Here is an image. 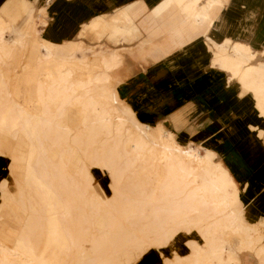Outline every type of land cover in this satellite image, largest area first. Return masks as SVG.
<instances>
[{"label":"bare ground","instance_id":"bare-ground-1","mask_svg":"<svg viewBox=\"0 0 264 264\" xmlns=\"http://www.w3.org/2000/svg\"><path fill=\"white\" fill-rule=\"evenodd\" d=\"M220 1L187 0L182 15L187 21L204 24ZM42 14L33 8L29 16L36 19ZM5 25L0 24V65H4L1 69L6 72L8 65L14 66L13 63L26 57L29 39L38 32L34 30L33 34L15 39L11 26ZM209 42L212 43V67L222 70L230 85L240 87L239 96L249 94L264 118V50L228 38L221 44ZM40 49L41 62L53 60V44L46 43ZM75 60L73 55L64 59L57 73L24 74V86H37V89L29 88L30 104L38 105L37 115L24 107L26 103L13 98L9 75L14 68L10 66L9 75L0 69V135L4 126L9 137L21 140L20 145L15 143L11 149L14 160L11 177L23 163L31 164L37 175V182L32 184L24 178L13 180L18 181V197L10 191L8 181L0 187L4 200L1 208L13 204V220L24 223L19 234L0 232V264H68L69 258L65 256L73 264H134L135 257L152 248H165L181 231L193 229L200 230L204 244L191 242L192 264H242L241 256L246 252L263 257L264 261L262 228L249 225L233 209V205L240 203L237 183L216 156L206 150L198 151V145L181 143L162 122L151 126L123 107L118 90L111 86L114 77L110 73L122 64L118 53L103 60L107 71L103 78L94 74L78 79L80 74L77 75L72 65ZM73 106L80 107L82 114L77 127L67 120L71 118L70 115L67 118L68 110ZM257 131L263 139V130ZM22 145L26 149L20 151L21 159L16 154ZM67 155L71 156L70 161ZM73 166L75 173L71 171ZM95 169L107 176V188L96 177ZM128 170L154 178L153 188L144 190L143 197L132 188L124 189L122 181ZM94 183L107 189L108 197L94 189ZM61 192L68 195L69 210L62 204L60 216L57 212H43L45 208L59 205L55 195ZM89 206L92 210H87ZM21 209L29 210L27 218ZM90 211L106 213L113 238L96 233L80 236L79 227L84 221L89 223L93 214ZM129 219L141 222L142 228L132 229L136 236L124 241L119 233L128 226ZM7 234L17 243L10 246ZM41 234L47 235L48 240L44 241ZM52 234L71 243L67 248L69 253L63 257L57 255L51 245ZM235 235H244L239 246L232 241ZM113 239L117 242L115 245L110 244ZM86 244L91 255L108 253L110 260L85 261L80 253L84 254Z\"/></svg>","mask_w":264,"mask_h":264},{"label":"crops","instance_id":"crops-1","mask_svg":"<svg viewBox=\"0 0 264 264\" xmlns=\"http://www.w3.org/2000/svg\"><path fill=\"white\" fill-rule=\"evenodd\" d=\"M38 1L0 0V23L17 33L12 19L22 13V36L30 31L31 9L43 13L34 21L38 34L30 32L29 45L33 41L37 51L33 72L57 73L71 55L76 58L74 62L86 63L93 49L88 42L97 40L93 33L103 27L102 36L111 39L114 22L126 19L139 34L126 40L119 37L115 41L120 47L110 49L117 51L122 61L112 72L121 101L132 106L141 121L152 125L162 122L180 142L215 152L239 185L248 219L264 225V138L257 134V129L264 132V118L249 94L239 96L240 87L230 85L224 72L212 67L209 42L221 44L228 38L264 50V0H221L208 20L198 25L185 20L182 7L175 1L168 7L160 6L165 0ZM99 40L96 44L102 46ZM46 43L54 45L53 60L47 63L41 62L40 49ZM18 86H13L15 99L20 101L26 95L22 102L29 104L30 89L37 86L27 85L23 90ZM13 161V153L2 143L0 187L9 182L11 171L13 175ZM3 209L0 206V216ZM190 239L179 240L176 248L187 251ZM149 256L141 264H159ZM255 259L245 256L243 263L257 264Z\"/></svg>","mask_w":264,"mask_h":264},{"label":"rangeland","instance_id":"rangeland-1","mask_svg":"<svg viewBox=\"0 0 264 264\" xmlns=\"http://www.w3.org/2000/svg\"><path fill=\"white\" fill-rule=\"evenodd\" d=\"M173 1H175L179 6H181L183 8V6H184V4H185V2L187 0H165L160 6H163V7L167 6L168 7V6H170L172 4ZM18 14H19L18 18L12 19L13 20V25H14V27L17 30V33H15L13 31L14 32L13 35L15 37H17V38L22 36V33L21 34H19V33H20V31L22 32L23 28H24L23 21H22V13H18ZM30 17H32V16H30ZM32 20L33 21L31 23V26H29V30L30 31H28L26 34H28L30 32H33L35 30V25H34L35 19H32ZM114 23L115 24H114L113 28H111V39H107V38L102 36V35H105L103 27L101 28L100 31L93 33V35L95 37V38L94 37L93 38L97 39V40H95L94 42H88L89 43V47H92L93 49L89 52L88 60H86V63L73 62L72 65H73V67L75 66L74 69H75L76 72H78L77 75H79V74L81 75V76L79 75L80 77L78 76V79H82V78L85 79L87 76H92L94 74L101 75V78H103L104 77L103 73L104 72L107 73V71H104L103 60L107 59L108 57H111L114 54H117L118 53L117 51H112L110 49H113L115 47H120V45H121V43H118V41H115V40H118L119 37L123 38L125 40H126V38H136L137 35L139 34V31H138L137 27L135 25H133V24H130L129 21H127L126 19H124V21L118 20V21H116ZM2 26L5 27L6 25L2 24ZM25 35H23V36H25ZM100 37H101V40H99ZM98 40L103 42V44H101L102 46H99V45L96 44V43H98ZM125 40L122 42L123 44L125 43ZM115 44L117 46H115ZM34 46H35L34 42L31 41V43H30V45L28 47V51H27L26 57L23 58V59L20 58V61H17L16 64L13 63L14 66L17 67V69L12 64H10L8 66L6 65L7 69H8V67L10 69V66H12L14 68V69L12 68L13 69L12 71L8 69V71H11L12 75H9L10 72L6 71V72H8L7 74L9 75V78L11 76V79L9 80V83L11 84L10 87H11L12 90H10V91L14 90V88H15V87H13L14 84L16 85V88L19 85L20 88H21L20 90H23L25 88L24 82H23L24 74H29L30 76H33V75L35 76L37 74V73L33 72V69H32V66H31V65H36L35 59H36V56H37V51L34 50ZM22 60H23V62H22ZM18 62H20L21 64L18 63ZM3 66L0 65V69ZM6 66L4 68H6ZM18 66H19L20 69L18 68ZM25 67H26V69L24 70ZM3 70H6V69H3ZM1 71H2V69H1ZM2 72L4 73L5 71H2ZM15 74H18V75L15 78V82H14L13 80H14ZM110 74L112 75V73H110ZM7 80H8V78H7ZM113 81H114V79L112 80V85L111 86L115 87L114 84H113ZM236 86H238V85L236 84ZM117 92L120 94L119 91H117ZM246 95H248V94H246ZM25 96L22 97V100L27 98ZM120 96H121V94H120ZM13 98L15 100V96L14 95H13ZM22 100H20V101H22ZM122 105L126 109L131 110L134 113L133 116L138 118V116L136 114V111H135V109L132 106H130V105L124 103V102H122ZM24 107L25 108L27 107L26 109L31 114H33V115H37L38 114V112H37L38 111V109H37L38 105L37 104H30V103L27 104L26 103V104H24ZM73 107H72L73 111L70 108L72 112L70 111V109L68 110V113H67L68 117L67 118H69V115H70L71 118H70V120L69 119H67V120L69 121V123L71 125L75 124V126H76V125H78V123H80L82 114H81L80 109H79L80 107L76 106L77 109H78L77 110L78 112L75 109L76 107H74V108ZM73 118H74V120H73ZM71 122H74V124L71 123ZM76 122H77V124H76ZM146 124H149V123H146ZM150 125L154 126L152 124H150ZM75 126H73V127H75ZM5 129L6 128L3 126L0 136L2 137L1 139H2L3 145L5 146V150L6 151L9 150L11 152V149L14 146V144L16 143L17 146L20 145L19 143L21 142V140L14 141L13 138L9 137L6 134ZM178 141H180V140L178 139ZM25 149H26L25 146H23V145L20 146L18 148L19 151L17 152L16 155H18L19 158L22 159L23 156L20 154L21 153L20 151H23ZM204 150L213 153L216 156L217 161H219L221 164L224 165V163L220 160L219 156L215 152H213L212 150L207 149V148H201V147L198 148V151H200V152H203ZM67 159L70 161L71 160V156L67 155ZM73 159H75L74 156H73ZM32 167L33 166H31V164L27 165L26 163H23V165H21V168H20L21 170L20 169L18 170L16 168L15 171H14L13 178L10 176L9 188H10V190H12L13 194L16 197H18V192H19L18 186H16V185H18V183H17L18 179H20L19 181H22L23 178H24L29 184H32V182H37V175L34 172ZM75 169H76L75 166L71 167V171L72 172L74 171V173H75ZM16 170L18 172H16ZM95 175L98 178V180H100L101 182H103L105 184V185H103V188H107V186H108V178H107V176L103 172L99 171L98 169H95ZM231 175H232V173H231ZM232 177H233V175H232ZM14 179H17L16 180L17 182L15 181L17 184L14 183V181H13ZM153 179L154 178L148 177V176H146L144 174H137L134 170H128L126 172L125 176H124V179H123L122 183L124 185V189L132 188L135 191V193L137 192L141 197H143L144 196L143 195V191L144 190H146L148 188L150 190V189L153 188V185L151 184ZM141 182L142 183L144 182V184L142 185ZM45 188L48 190V184H46V183H45ZM93 188L98 190V191H100V193L103 196H105V197H108V195L110 193L107 189H102V187L99 184H97V183H94ZM236 189H237V191L239 192V195H240V190H239V185L238 184H237V188ZM32 194L36 195L34 192ZM55 196L57 198L56 203L59 204V205L58 206L56 205L52 209L45 208L43 210V212H57V214L60 216V212H62V209L60 208V205L63 204L65 206V209L69 210V205L67 204V201H68L67 196L68 195L66 193H62L61 192V193H59V194H57ZM241 197H242V199H241ZM244 199L245 198L241 195L240 196V203L237 204V205H233V209L236 212H238L239 217L242 218L249 225H261L263 227V229H264V225L262 223L260 224V223H258V221L252 222L251 220L248 219L247 209H246V201ZM23 201L24 202H28V200L26 198H24ZM2 202H4L3 199H2ZM50 202L53 203L54 200L53 201L51 200ZM88 208L89 209H87V210H92L90 206ZM1 209H3V212H2L3 216L1 215L2 216V218H1L2 222L0 223V232L11 233V235L12 234L21 233L22 230H23L24 223L19 221V220H17V219L13 220V216L15 215V208H14L13 204H6ZM20 212L22 213L24 218L28 217L29 210L21 209ZM90 212H92V211H90ZM225 212H228V211H225ZM92 213L93 214H92L91 218L89 219V223L84 221L82 227H79V230H80V233H81L80 236L83 235L85 237H90L92 234L96 233V234L101 235V236L102 235H108L110 238H113L114 235L110 231V228L108 227V221H107L106 213L103 212V211L102 212H92ZM127 225L128 226L125 227L121 231V233H119L120 237L123 238L124 241H127L128 238H132V237L136 236V235H134V233L131 232L132 229L138 231V230H140L142 228V223L141 222L140 223H136V221L133 220V219H129L128 222H127ZM43 229H44V227H43ZM263 229H262V232L264 233ZM42 230H41V232H42ZM11 235L7 234L6 236H8L9 239H10V246H13L14 244L17 243V241L14 240ZM51 237H52L51 245L55 249V251L58 252L57 255H60L61 257H63L64 254L69 253L68 251H70V249H67V248L71 246V243H69V244L65 243V242H63L61 240V238H59V237H57L56 235H53V234L51 235ZM189 237L191 239L188 240L187 243H186V246H187L188 250L182 253L180 250H178L179 248H176L175 244L179 240L182 242V240H184V238H189ZM41 238L44 241L48 240L47 235H44V234H41ZM203 239H202V234H201L200 230H198V229H193L191 232L181 231L179 233V235L168 246H166L165 248H162V249H160V248H152V249H149L144 255L138 256L137 258L135 257L134 261L135 260H137V261H135L134 264H141L143 261L146 260L145 258H147V256L149 254H150L149 257L152 258L153 260L157 259V263H159V264H192V258L189 257L191 252H192L191 242L195 241L198 244H204V240ZM242 239H244V235H237V236L235 235V236L232 237V241L236 242L237 246H239V244H238L239 242H242ZM116 243H117L116 240L113 239V241L110 244L111 245H113V244L115 245ZM126 248H128V250H130L129 252L132 251L131 247L129 248L128 246H126ZM83 253L84 254L80 253V256L82 257V259H84L87 262L89 260L91 261L92 259H94L96 261H102V260H107V259L110 260V254H108V253H101L99 255H94V256L91 255V252L89 251V245L88 244L85 245V249H84ZM186 253H188V254L185 255ZM158 255L161 257V260L158 259ZM250 255L254 256L253 254H250V253H247V252L242 254V256H241L242 264H244L243 263V258L245 256L246 257H250ZM254 257L258 260L257 261L255 259L257 264H264L263 257L262 258H260V257L258 258L256 256H254ZM63 258H67V259L69 258L68 260H69V263H70V260H71L70 257H66L65 256ZM70 264H73V263H70ZM130 264H132V263H130Z\"/></svg>","mask_w":264,"mask_h":264}]
</instances>
